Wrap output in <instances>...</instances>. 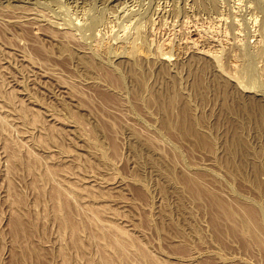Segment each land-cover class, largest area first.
Returning <instances> with one entry per match:
<instances>
[{"label": "rangeland", "instance_id": "1", "mask_svg": "<svg viewBox=\"0 0 264 264\" xmlns=\"http://www.w3.org/2000/svg\"><path fill=\"white\" fill-rule=\"evenodd\" d=\"M257 106L264 0H0V264H264Z\"/></svg>", "mask_w": 264, "mask_h": 264}, {"label": "bare ground", "instance_id": "2", "mask_svg": "<svg viewBox=\"0 0 264 264\" xmlns=\"http://www.w3.org/2000/svg\"><path fill=\"white\" fill-rule=\"evenodd\" d=\"M21 6V5H20ZM19 6V7H20ZM25 7H27V6H25ZM24 8V7H23ZM23 8H21V9H23ZM208 10H210L209 8H208ZM20 11V10H19ZM18 11V12H19ZM30 11H31V9L29 10V14H31L30 13ZM34 11V10H33ZM21 12V11H20ZM19 12V13H20ZM22 13H24V12H22ZM35 13V12H34ZM27 14V13H26ZM29 14H27L28 15V17H29ZM36 14H39V13H36ZM40 14H44V13H40ZM46 14V13H45ZM44 14V15H45ZM42 15H40L41 16V18H42ZM220 15V14H219ZM26 16V15H25ZM46 16V15H45ZM223 16V15H222ZM10 17H12V16H10ZM17 17V16H16ZM18 17H20V15H18ZM33 17V16H32ZM31 17V18H32ZM37 17V16H36ZM36 17H34V18H36ZM44 17V16H43ZM224 17V16H223ZM2 19H4V20H6V21H10L11 19H7V17H1ZM22 17H20V19H21ZM45 18V17H44ZM43 18V19H44ZM13 19V18H12ZM30 19V18H29ZM33 19V18H32ZM31 19V20H32ZM218 19H220V18H218ZM223 19V18H222ZM13 20H15V19H13ZM12 20V21H13ZM38 20H41V19H38ZM44 20H46V19H44ZM43 20V21H44ZM33 21V20H32ZM36 21V20H35ZM43 21H41V22H43ZM186 21H189V20H186ZM219 21V20H218ZM218 21H216V22H218ZM28 22H30V20L28 21ZM37 22V21H36ZM48 22V21H47ZM46 22V23H47ZM191 22V21H190ZM20 23V22H19ZM24 23H26V21L24 22ZM189 23V22H188ZM22 24V23H21ZM28 24V23H27ZM38 24V23H37ZM39 26H40V24H39ZM43 26V25H42ZM42 26L40 27V29L42 28ZM46 26V25H45ZM50 26V25H49ZM54 26V25H53ZM55 26H58V25H55ZM36 27V26H35ZM47 27V26H46ZM45 28V27H44ZM51 28V27H50ZM56 28V27H55ZM32 29H34V28H32ZM38 29V28H37ZM52 29V28H51ZM57 29V28H56ZM45 30H46V28H45ZM42 31H43V29H42ZM42 31H39V32H42ZM38 32V31H37ZM38 32V33H39ZM45 32V36H47V38H52L53 37V35L51 34V33H48V31H47V33H46V31H44ZM43 35H44V33H43ZM209 67V65H203L202 67H201V70H203V71H205L207 68ZM197 79V80H196ZM198 79L199 78H195V83H197V81H198ZM187 108V107H186ZM185 107H184V109L182 110V113L180 112V116H185V118H189L188 116H187V114H188V108L186 109ZM257 109L259 110V111H264V109H263V107L262 106H257ZM187 116V117H186ZM257 185H259V187H261V183H259V182H257ZM114 242L116 243V246L118 247V248H120V249H122L123 247H124V243L123 242H121L120 240H118V239H114ZM105 264H109L108 263V260H106L105 261Z\"/></svg>", "mask_w": 264, "mask_h": 264}]
</instances>
